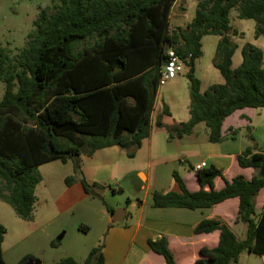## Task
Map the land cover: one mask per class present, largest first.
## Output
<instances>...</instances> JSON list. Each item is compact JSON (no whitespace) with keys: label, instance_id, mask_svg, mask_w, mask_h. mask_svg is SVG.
<instances>
[{"label":"trees","instance_id":"1","mask_svg":"<svg viewBox=\"0 0 264 264\" xmlns=\"http://www.w3.org/2000/svg\"><path fill=\"white\" fill-rule=\"evenodd\" d=\"M176 0H53L54 12L43 9L34 22L28 46L10 59L0 49V184L8 191L4 199L23 220H30L38 168L55 161L72 160L86 193L89 185L81 168V155L88 158L106 148L117 147L134 158L142 141L150 136L151 114L159 87V72L169 47L186 62L189 83V120L172 127L162 123L168 107L156 118V127L178 138L189 136L199 124L208 130V141H222L226 118L245 108L264 109V54L253 45L241 49L242 61L232 68L238 46L231 40L238 31L229 15L237 9L240 19L253 20L256 36H264V0H201L193 20L169 33V14ZM218 36L213 66L224 83L204 93L195 75L202 56L201 39ZM190 58L188 59V56ZM264 151L246 148L238 157L241 168H252L251 180L238 175L216 191L214 180L223 178L214 166L196 171L200 190L191 193L176 173L177 192H154L156 208L190 211L212 208L238 198L235 225L246 226L245 238L220 219L202 220L194 234L219 232L214 249H201L195 264H235L243 251L264 257V207L255 198L264 187L260 175ZM74 177L66 179L72 185ZM205 186L210 191L204 190ZM108 211L112 214L113 211ZM6 234L0 225V264H6L2 244ZM148 246L176 264L167 240H149ZM102 248H93L83 264H103ZM29 257L19 264H26ZM60 264H76L68 258Z\"/></svg>","mask_w":264,"mask_h":264},{"label":"rangeland","instance_id":"2","mask_svg":"<svg viewBox=\"0 0 264 264\" xmlns=\"http://www.w3.org/2000/svg\"><path fill=\"white\" fill-rule=\"evenodd\" d=\"M53 5V0H0V49H4L10 59L15 60L27 48L29 35L35 30L34 22L40 12L43 9L54 12ZM182 6L184 19L194 18L197 0H179L177 8L181 9ZM176 11L177 15L181 12ZM175 18H171V26L176 23ZM229 20L231 27L238 31L236 36L230 33L231 40L238 46L235 68L242 60L241 49L244 46L253 45L264 54V36H256L253 20L240 19L237 9L231 11ZM207 39L214 38L211 36ZM212 64L210 46L205 43L203 56L198 63L200 72L211 69ZM182 78L163 85L164 94L167 90L177 91ZM4 91L5 84L0 82V99ZM165 98H168L167 95ZM182 98L183 94L166 101L174 107L176 114L182 110ZM258 113L259 116L253 119L255 130L252 129V136L256 139L253 147L264 145V109ZM164 123L174 126L171 119L166 117ZM207 131L205 125L201 124L192 136L180 139L170 136L166 130L154 128L153 158L165 157L167 163L164 165L160 161L148 165L143 154L129 158L128 151L117 147L99 150L91 158L81 155L82 173L89 185V193L82 187L81 176L74 173L72 160L67 163L55 161L39 167L41 180L35 188L36 200L30 220L21 219L4 199H0V225L6 230L2 244L5 263L19 264L29 257V260H38L41 264H60L68 258L76 264H83L91 249H104L111 225L120 229L132 224L130 216L135 220L142 205L147 211L154 192L178 191L172 173L182 168L189 169L202 159V151L211 146L204 133ZM226 141L225 148L233 154L245 148L248 140L245 136L232 134ZM139 173L151 176L152 180H143ZM69 177H74L71 186L66 184ZM0 190L3 195L9 194L2 184ZM108 209L113 212L123 210L127 218L114 224ZM238 232L245 235L246 226L238 229ZM117 238L122 239V234H118ZM235 264H264V258L243 251Z\"/></svg>","mask_w":264,"mask_h":264},{"label":"crops","instance_id":"3","mask_svg":"<svg viewBox=\"0 0 264 264\" xmlns=\"http://www.w3.org/2000/svg\"><path fill=\"white\" fill-rule=\"evenodd\" d=\"M178 1L179 0H176L170 10L169 33H172L178 28H185V26L193 20V18L190 20L184 19L185 10L183 6L181 9L177 8ZM199 1L201 0H197V4ZM176 10H180L181 12L177 15ZM172 17H176V23L173 26L170 24ZM211 36H204L201 39V45L203 56L205 43L209 44L211 57L213 60L217 45L220 41V37L213 36L214 39H207ZM237 51L238 49L235 51L232 58L233 69H236L234 67V60ZM199 61L200 59L197 60L195 65V75L200 81L202 93H204L213 85H221L224 83V79L218 70L213 66V64L211 69L200 72L198 65ZM185 73L177 77H183V81L180 83V88L177 89V91L170 92L167 90L165 92L166 94H164L162 91V86L158 87L157 95L154 101V109L151 114L150 136L142 141L141 148L134 155L135 158L139 154H143L148 162V165H151V163L154 161H160L162 165L167 163L164 160L165 157L159 156L153 158L152 154L153 129L155 128L158 131H165V128H158L155 125L157 116L162 113L163 105L165 104L168 107L170 113V116H164L162 119V123L165 127H170V125L164 123L165 117L171 119L173 123L172 125L186 123L189 120L190 90L189 83L185 78ZM181 94H183L182 110L176 114L174 107L166 101H168V99L180 97ZM166 95L168 97L167 99L165 98ZM259 110L260 109L245 108L243 110L236 111L234 114L226 118L221 127L222 141L218 144L210 143L211 146L206 147L202 151V159L195 164L198 165L200 163H206L207 167L214 166L222 172L223 178L218 177L214 180V189L216 191H220L225 187V181L231 182L232 179L238 175H242L246 180H251L256 174L255 170L252 168H241L237 163V157L248 147H251L254 152L256 150L259 152L264 151V145L257 144L255 147H253V144L256 143L255 137L252 136V129L255 130L253 119L255 116H259ZM200 125L201 124L197 125L194 128L193 133L189 136H192ZM204 133L206 138H208V131ZM232 134H234L236 137L245 136L248 140L246 142L245 148H241L239 152L233 154L229 153L224 145L226 144V140L228 139L229 135ZM184 137L180 139H183ZM231 139L236 138L232 137ZM194 166H190L189 169L182 168L176 172L191 193H195L200 190L196 171L193 170ZM141 175L143 176V180H149V178L150 181L152 180L151 176L146 177L143 173H139V176ZM204 190L208 192L210 191V188L205 186ZM254 203L257 213L261 214L264 207V187L259 191ZM238 209V198L226 200L209 209L195 211L178 208H156L153 205L152 199V203L150 204L147 211L142 205L136 215L135 220H133V217L130 216V222L133 223L129 226H125L120 229L119 227H116V225L110 226V231L108 233L109 237L104 243V249L102 251L104 257L103 264H166L164 258L151 251L147 244L149 240H157L162 237L167 240L168 247L174 255L176 264H195L196 260L200 258L199 252L201 249L205 248L211 250L217 247L220 235L218 231L212 232L210 234L195 235V226L202 220L220 219L227 223L237 233L238 237L243 240L245 235L240 234L238 229H243L245 225H235ZM126 218L127 213H125L123 221ZM120 233L122 234V239L117 238V235Z\"/></svg>","mask_w":264,"mask_h":264},{"label":"built area","instance_id":"4","mask_svg":"<svg viewBox=\"0 0 264 264\" xmlns=\"http://www.w3.org/2000/svg\"><path fill=\"white\" fill-rule=\"evenodd\" d=\"M176 47H169L165 53V66H161L159 72V86H163L166 83L174 80L178 76L182 75L186 71V62L177 53ZM190 55L188 56V59ZM183 162V161H181ZM207 168L206 163H200L193 167L194 171H199Z\"/></svg>","mask_w":264,"mask_h":264},{"label":"water","instance_id":"5","mask_svg":"<svg viewBox=\"0 0 264 264\" xmlns=\"http://www.w3.org/2000/svg\"><path fill=\"white\" fill-rule=\"evenodd\" d=\"M166 62L165 60L162 62V66H165ZM260 175L264 176V161H263V165L262 168L260 170ZM125 216V212L123 210H118L112 213V222L113 223H120L123 221ZM26 264H41L40 261L38 260H29Z\"/></svg>","mask_w":264,"mask_h":264}]
</instances>
